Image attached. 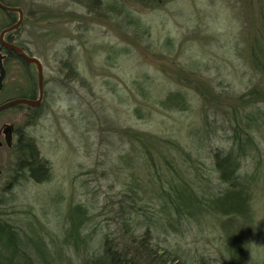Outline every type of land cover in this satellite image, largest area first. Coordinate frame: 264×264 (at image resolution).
I'll list each match as a JSON object with an SVG mask.
<instances>
[{
  "label": "rangeland",
  "instance_id": "obj_1",
  "mask_svg": "<svg viewBox=\"0 0 264 264\" xmlns=\"http://www.w3.org/2000/svg\"><path fill=\"white\" fill-rule=\"evenodd\" d=\"M6 1L22 9L20 41L42 63L45 100L27 133L51 176L12 181L16 155L0 146V223L17 229L19 249L2 253L15 264L28 256L42 264L40 250L54 264H84L107 243L128 249L148 234L188 264H235L228 232L238 223L225 230L228 216L208 202L229 188L214 154L238 151L243 128L251 142L237 170L251 193L245 251L249 264H264V0H125L123 11L121 0ZM8 23L0 8V32ZM10 66L20 85L24 64ZM29 68L40 92L38 66ZM176 93L180 105L161 104ZM25 114L0 113V140L3 124H25ZM186 182L201 212L180 214L170 203Z\"/></svg>",
  "mask_w": 264,
  "mask_h": 264
},
{
  "label": "trees",
  "instance_id": "obj_2",
  "mask_svg": "<svg viewBox=\"0 0 264 264\" xmlns=\"http://www.w3.org/2000/svg\"><path fill=\"white\" fill-rule=\"evenodd\" d=\"M124 1L125 0H121L119 4V6L122 8V11L124 5H126ZM128 1L138 2L145 6L156 4L158 2V0ZM9 5L19 6V4L11 3H9ZM14 14L16 15V13L11 12V15ZM134 22L141 27H146V25L140 19H134ZM171 42L172 40H168L167 44L171 46ZM252 94H254L253 91ZM180 99H182V97L178 93H176L174 95H169L166 100H162L161 104L165 105L166 108H171L172 106L177 107V105H180V101H178ZM249 101L251 102V100ZM241 131H244V129L242 128ZM241 131L240 129H238V132L240 133V135L238 136V151L231 150L230 152L223 154L220 150H217L214 154L216 162L215 165L217 167V170L220 171V178L223 182L229 185V188L224 191V193H221L219 196L209 200L208 203L215 212H222L223 215L228 216V218L222 224L225 230L229 225L238 223L236 233L232 234L231 232H228V234L231 236L230 243L232 245V248L234 249L232 253L234 263L249 264V257L247 252L245 251L247 246L246 242L248 240L245 241L244 236L247 235L245 233H247L249 230L250 218L252 215L250 201L251 193L247 188L246 183H243V180L239 179L237 170L241 157L239 153H243L246 150V147L250 145L251 142L249 141L250 138L248 140L247 138L243 137ZM28 141L34 148L35 154L33 157H30V155H28V153L26 152V148L18 145V157L16 161L17 167L21 171H25L31 168L32 171L34 170V173L36 172L37 168H43L46 171V173L44 174L46 177L45 179H48L51 176V165L49 164V162L43 160L42 158H38L39 152L37 151L38 147L36 142L31 139H28ZM200 201L201 199L198 198V196L195 194L193 187L186 182L183 183L181 187L179 185V188L177 189V198L175 200H171L170 203L173 204V207L177 212L182 214V212H190L191 208H195L196 212H201L203 210V206ZM204 202L207 203V200H205ZM78 208L81 210L80 207H77V210H79ZM147 235L148 234H145L143 240H140L138 242H135L133 240L129 243L127 241L128 249L123 246L122 248H119L118 246H111V244L107 243L104 245L105 254L103 256L93 258L91 257L92 259L85 260L84 264H141L140 261L143 259L147 262V264H188L185 259H183L180 254H178V252L171 248H160L161 250H158V247L153 242L150 243V241L146 239ZM0 237L2 241L3 239L5 240L3 245H1L0 247V264H15L12 257L4 255L2 253V248L8 247L9 249H12L14 253H17L19 251L17 242V229L13 226V224L0 223ZM37 248L40 250L38 245ZM40 252L42 253V256L40 255L42 264H54L53 256L50 251L45 252L44 250H40ZM33 259L29 256L25 257L26 264H34L35 258Z\"/></svg>",
  "mask_w": 264,
  "mask_h": 264
},
{
  "label": "flooded vegetation",
  "instance_id": "obj_3",
  "mask_svg": "<svg viewBox=\"0 0 264 264\" xmlns=\"http://www.w3.org/2000/svg\"><path fill=\"white\" fill-rule=\"evenodd\" d=\"M5 4L9 5V2L6 0H0ZM7 14V17L9 19V23L1 30L0 32V60H2V65L5 68V77L3 79L2 83V88L0 89V94L3 93V95L6 97L4 101L0 102V106L12 102L14 100H20V99H31V100H36L40 98V92H37L33 90L31 83H29L30 79L32 78V73L31 69L29 68L33 62L29 61L25 54L27 56H33L31 50L25 43L21 42L20 39V33L18 30L22 27L23 21H24V14L21 20V23L17 26L14 27V25L19 21L20 15L16 17L17 12L16 11H5ZM11 12L16 13V15H11ZM19 14V13H18ZM4 30L5 33H2ZM16 47V48H14ZM37 57V56H36ZM18 60V62H22L24 64V71L26 72V77L24 79V82L21 83L20 85L14 82V69L11 70V66H14V62ZM12 74V75H11ZM10 79V80H8ZM7 81H11V87L7 90L6 89V84ZM7 91V92H4ZM18 91V92H17ZM17 92V94L15 93ZM45 100V90H44V96L43 100L40 104L33 106L28 103L24 102H15L13 104H10L9 106L3 107L0 110V113L11 109V108H22L26 109V118H27V123L24 124V120L22 121L23 124L19 125V121L17 120V117L13 118L12 122H8L3 124V127L1 128V133L3 134V141L0 140V146H3L4 143L7 148L14 150V154L16 155V160L14 163V166L12 168V181H16L18 178H23L25 175L31 177L34 180H40L45 173V170L43 168H37L36 172L34 173V170L32 171L31 168L21 171L17 165V147L18 145L21 147L26 148V152L30 157H33L35 152L34 148L31 146L29 143L28 139L34 140L33 137H31L27 133V127L30 124H33L36 120H38L41 117V114L38 112V110L42 107L43 102ZM8 137L10 138V142L8 141ZM39 152V150H37ZM38 158H42L40 156V153H38ZM2 175V169H0Z\"/></svg>",
  "mask_w": 264,
  "mask_h": 264
},
{
  "label": "water",
  "instance_id": "obj_4",
  "mask_svg": "<svg viewBox=\"0 0 264 264\" xmlns=\"http://www.w3.org/2000/svg\"><path fill=\"white\" fill-rule=\"evenodd\" d=\"M0 8H2L3 10H6V11H16V12H18L20 14V19L14 25V27H17L21 23L23 14H22V9L20 7H12V6L6 5V4H4L3 2L0 1ZM5 31H7V30H4L3 31L1 39L3 38V34L5 33ZM14 48H16V47H14ZM25 56L27 57V59L29 61L35 63L38 66L39 75H40L39 76L40 98H38L36 100H31V99L14 100L12 102H8V103L0 106V110L3 107L9 106L10 104H13L15 102H24V103H28L30 105L36 106V105L40 104L42 102V100H43V96H44V83H43V75H42V63H41L40 59L37 58V57H35V56H27L26 54H25ZM4 77H5V68L2 65V60H0V89L2 88V83H3ZM8 141L10 142V138L9 137H8ZM0 173H1V171H0Z\"/></svg>",
  "mask_w": 264,
  "mask_h": 264
}]
</instances>
